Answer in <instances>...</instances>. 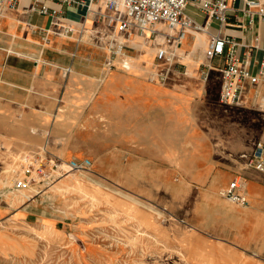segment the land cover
Returning a JSON list of instances; mask_svg holds the SVG:
<instances>
[{"label":"crops","instance_id":"obj_1","mask_svg":"<svg viewBox=\"0 0 264 264\" xmlns=\"http://www.w3.org/2000/svg\"><path fill=\"white\" fill-rule=\"evenodd\" d=\"M83 1L85 6L19 0L11 6L0 0V118L8 129L1 136L10 141L9 130L22 115L29 130L25 143L50 144L63 151L66 161L88 158L91 170L103 178L112 176L117 164L126 170L124 176L129 167H140L157 185H174L176 176L186 177L177 182L188 193L202 186L205 211L216 220L196 244L207 263L264 264V174L246 167L244 159L264 140L243 151H217L197 122L210 85L218 87L221 104L224 60L207 59L210 34L233 38L238 58L257 73L264 56V19L256 7L251 14L245 10L248 2L263 6L264 0H225L232 9L225 25L204 9L203 3L211 0H189L185 16L206 30L190 31L182 46L174 48L163 35H140L134 29L118 35L115 47L126 54L114 60L74 54L82 34H97L106 42L105 35L117 33L106 22L87 18L91 0ZM43 5L59 14L41 13ZM92 7L104 10L100 2ZM159 29L166 28L160 24ZM241 108L264 116V83L257 88L247 83ZM217 158L231 164L225 168ZM238 176L246 182V207L220 194ZM65 184L62 178L54 186L62 193ZM43 226L54 229L49 222Z\"/></svg>","mask_w":264,"mask_h":264},{"label":"rangeland","instance_id":"obj_2","mask_svg":"<svg viewBox=\"0 0 264 264\" xmlns=\"http://www.w3.org/2000/svg\"><path fill=\"white\" fill-rule=\"evenodd\" d=\"M82 37L75 55L121 57L111 47L118 44L116 32L114 38L105 35L109 42L97 34ZM217 88L209 86L206 108H201L197 120L217 144L215 149L243 151L264 140V116L221 105ZM15 118L10 141L1 136L8 129L2 128L7 122L0 118V264H208L196 244L216 220L205 211L202 186L188 193L177 182L188 180L181 176L175 177L174 185H157L154 178L141 174L145 170L140 167H129L124 176L126 170H119L118 164L108 178L93 170L69 171L70 160H63V151L50 144L25 143L29 130L23 127L22 115ZM61 160L62 171L54 170ZM219 163L225 168L231 164L220 159ZM41 164L47 165L43 171L48 177H41ZM62 172L66 184L59 193L54 185L62 178L50 186L47 182ZM18 180L26 181L27 188L16 190ZM76 180L80 181L75 187ZM45 222L54 229L43 226Z\"/></svg>","mask_w":264,"mask_h":264},{"label":"built area","instance_id":"obj_3","mask_svg":"<svg viewBox=\"0 0 264 264\" xmlns=\"http://www.w3.org/2000/svg\"><path fill=\"white\" fill-rule=\"evenodd\" d=\"M19 0H9V5L15 6ZM59 2L65 6H85L83 0H51ZM100 2L104 6V10H96L92 6L94 3ZM189 0H91L87 7V18H93L106 22L108 26L115 27L118 35L130 32L134 29L138 30L140 35L150 33L153 36L163 35L166 42L174 48L182 46L183 42L189 35L190 31L206 30L201 25L194 23L185 16L186 8ZM248 8L245 10L247 14L253 13L250 8H258L257 14L264 19V5L260 6L258 2H248ZM204 9L209 13L211 19L218 20L225 25L228 21L231 7L225 0H211L203 3ZM43 14H51L57 16L58 11H50L47 6L43 5L39 8ZM1 16V11H0ZM164 24L165 31L159 29V25ZM120 36H118L119 40ZM119 42V41H118ZM119 44V43H118ZM238 43L231 37L222 33L210 34V41L206 49V57L208 60L222 58L224 66L220 68L222 89L220 92L221 104L228 107H241L244 103L247 83L253 88H257L264 83V56L261 60L257 73H252L243 64L242 60L237 56ZM111 46V45H110ZM111 46L114 54L119 53L124 56L120 49ZM117 51V52H115ZM164 52L161 53V56ZM163 57V56H162ZM125 66V65H124ZM126 67V66H125ZM163 81L164 77H160ZM42 152L46 154V149ZM41 158V155L38 154ZM245 165L264 174V141L255 144L253 152L245 155ZM60 160V159H58ZM63 160L58 165L53 166L54 170H61ZM92 161L88 158L75 159L66 162L69 171H90L92 169ZM43 170H47V165H39L41 177H48ZM43 171V172H42ZM66 173L62 172L55 176L50 186L58 179L64 177ZM45 181V180H44ZM46 182V181H45ZM28 183L24 180L15 182L16 190L27 188ZM221 196L230 202L241 207H246L249 200L246 194V182L238 176L234 178L228 186L220 192Z\"/></svg>","mask_w":264,"mask_h":264},{"label":"bare ground","instance_id":"obj_4","mask_svg":"<svg viewBox=\"0 0 264 264\" xmlns=\"http://www.w3.org/2000/svg\"><path fill=\"white\" fill-rule=\"evenodd\" d=\"M126 64H127V63H126ZM126 64H125V65H126ZM126 67H127V66H126Z\"/></svg>","mask_w":264,"mask_h":264}]
</instances>
